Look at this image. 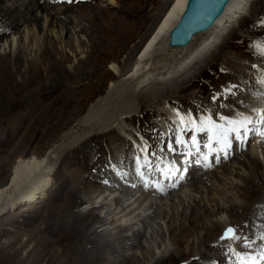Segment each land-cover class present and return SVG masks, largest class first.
<instances>
[{
    "label": "bare ground",
    "instance_id": "6f19581e",
    "mask_svg": "<svg viewBox=\"0 0 264 264\" xmlns=\"http://www.w3.org/2000/svg\"><path fill=\"white\" fill-rule=\"evenodd\" d=\"M13 1L11 4L9 2L5 4L4 0H0V142L9 135L13 137L14 134L11 132L13 133L17 126L32 123L35 119L33 111L39 107L52 105L63 109L68 106H81L80 103L76 104L73 101V97H78L81 90L73 91L70 87L76 83V79L87 76L86 70L90 66V61L88 57H82L77 66L72 68L66 66L70 61L66 48L69 49L73 45L70 34H76L77 41L79 38L85 40L83 35L80 36L85 27H81V20L71 16L73 12L84 7L94 11V24L96 30L102 34L103 40L96 47L98 55H93V64L100 71L104 68L100 58H111L115 49L124 47L123 42L127 38L123 22L118 24L115 20L114 22L112 19L108 20L106 10L98 5L97 0H73L72 3L64 0L63 7L56 12L55 19L61 17L62 21L59 31L53 32L54 40L48 39L38 56L29 62L20 49L15 56L11 54L19 42H26L29 39L30 35L28 37L26 35L30 31L37 36L58 24V20L50 22L46 10H43L48 9L50 12L54 9L50 4L56 0ZM109 1V5L114 6L115 1ZM187 2L188 0H170L165 13L134 48L122 67L112 64L104 71V75L112 72L119 80L116 83L112 82L106 95L91 105L83 124L92 131L98 129L96 137L112 135L111 152L116 166L113 167L111 176L98 181L99 188L107 187V190L98 188L93 196L87 194L83 199L77 200L76 204L95 199L98 201L89 210L79 212L74 219L79 223L80 219L82 220L79 234L75 233L73 220L68 217L77 198L74 193L70 192L59 207L58 211L64 218L58 217L51 223V230L56 234L51 249L60 246L62 256L70 255L73 264H87L89 262L87 254L90 252L97 253V257L92 260L98 264H149L155 257L156 261L152 264H200L199 259L203 260L202 264H237L226 257L227 251L212 252L209 249L211 244H208L210 239H217L214 248L223 247L226 242L221 241L220 237L224 230L229 226H240L241 219L247 222L248 227L243 228L247 233L254 230L259 236L264 231V227H260L264 226V150L258 148L251 147L248 155L244 151L234 157V160L221 165V176L213 170L210 172L194 170L192 180L183 182L178 190L172 193L165 186L160 187L159 193L151 185L148 190L145 186L137 189L141 176L136 174V159L133 162L135 165L131 166L129 160L131 155H138L144 148L146 149L144 160L140 163L148 160L149 153H155L152 157L154 163L158 157L157 145L164 142L176 147L177 134L182 136L185 129L190 127L186 124L181 126L182 117L171 104L173 97L179 95L177 98L180 107L187 105L188 101L191 102L188 106L190 118L200 113L214 115L217 111L232 115V110L220 107L223 97L221 101L215 103L212 102V97L229 84H240L242 90L236 96L229 97L227 103L235 105L239 113L252 115L253 118L256 117L253 109L257 110L262 106L264 0H231L211 29L196 35L187 47L170 48L168 45L170 32L179 22ZM256 6H262L263 11L257 13ZM108 9L111 10L112 7ZM249 13H254L256 18L250 19ZM133 17L135 16L131 13L123 14L125 20H131ZM30 22L34 28L27 34L25 30L22 31L23 35L15 40L14 35L19 34L14 32L17 26L21 23L28 25ZM70 24H74V27L70 28ZM242 30L246 36L239 33ZM76 46L78 48V45ZM204 57L206 59L203 63L196 64ZM223 57L225 61L216 70V79L212 85L210 84L207 95L202 96L199 90L185 95L186 89L212 64L218 66V60ZM17 76L26 77L27 86L36 87L27 97L20 96L21 84L14 83ZM41 81L43 85L38 87L37 84ZM119 96L120 102L123 97H127L128 103H114ZM240 100L244 103L240 104ZM156 113L159 128L155 131V138L151 140L156 146L151 148V143L145 144L143 139L138 138L139 135L137 138L131 136L128 121L132 125L136 121L135 117ZM240 117L242 116H237ZM55 118L52 116L40 120L50 123ZM89 138L90 135L84 138L77 137L70 142L71 137L66 134L62 144L50 149L45 157L19 159L7 184L0 188V215L7 213L10 217L15 212H22L38 204L47 196L53 181L51 167L56 155L70 147L84 146ZM129 146L130 151L127 150ZM145 175L156 176L155 169L150 166ZM237 180H240L242 186L234 184ZM91 181L96 180L86 177L82 183L87 184ZM81 189H87V186L83 185L79 191ZM100 208L104 209L102 216L97 224L90 226L88 214L93 209ZM234 211L236 215H233ZM58 220L66 223V233H63L64 231L63 234L57 233L54 230ZM165 229V234H170V242L164 236ZM143 237L148 243L145 250L141 247ZM172 242L178 245L174 251L169 249ZM135 246L141 248V259L138 253H131ZM230 249L241 251L238 245H233ZM257 250H260L259 244ZM210 257L213 259H209ZM177 260L180 262L176 263Z\"/></svg>",
    "mask_w": 264,
    "mask_h": 264
},
{
    "label": "rangeland",
    "instance_id": "374dc122",
    "mask_svg": "<svg viewBox=\"0 0 264 264\" xmlns=\"http://www.w3.org/2000/svg\"><path fill=\"white\" fill-rule=\"evenodd\" d=\"M114 1H115L114 6H111L109 5L110 2L109 0H97L98 5L106 10L107 13L106 15L108 17V20L109 19H112V21L115 20L118 24L123 22L124 27H126L125 34H127V38L123 42L124 47H121L118 50L115 49L114 52L112 53L111 58L109 59L106 57L100 58V62L103 61L101 63L104 65L102 71H100L96 67V65L93 64L94 63L93 55L95 56L98 55V48L96 47L98 44L101 43V40H103L101 36L102 34L96 30V26L94 24L95 21L94 20L95 17L93 14L94 11H92L90 8L84 7L73 12L74 14H71L72 17H75L76 19L78 18L77 20L82 21L81 27L84 26L85 29L80 33V36L83 35V38L85 40L82 41L79 38V40L77 41L78 39L77 35L76 34L73 35V33L70 34V36L72 37L71 40H73V45L69 49L68 47L66 48L67 54L69 53L68 56L70 58V61L66 64V66L68 68L77 66V63L81 61L82 57H88V61H90V66L86 70L87 76H85L84 78L76 79L75 80L76 83H74L70 87L71 90L73 91L81 90L78 97L77 96L73 97V101L76 104L80 103L81 106L80 107L68 106L63 109H59V107H52V105L39 107V109L37 108L36 110L33 111L35 115V119L32 123L21 124L17 126L16 129H14L15 131L13 133L11 132L12 135L14 134L13 137L9 135L7 137L8 140H6L7 138L6 139L4 138L5 140H2L0 142V188H1L7 184L11 176L12 169L19 159L30 158L33 156L37 158L45 157L50 149L62 144V141L66 134H69V137H71L70 142L77 139V137L84 138L88 135L91 136V138L85 141L86 143L84 146L70 147L68 148V150L61 151L59 154L56 155L51 167V172H53L52 173L53 181L51 183L49 190L47 191L48 192L47 196L44 197L38 204H36L33 207H28L22 212H15L10 217H8L7 213H3V215H0V264H60L61 261L62 264H70V263L73 264L72 262L73 258L70 255L65 254L62 256L61 253L62 251L60 246H56L53 250L51 249L52 242H54L56 239V234L51 230L52 227L51 223L58 217L64 218V216H62L61 213L58 211L60 210L59 207L64 203L65 197L70 192L74 193L75 195H77V198L73 203V210L71 211L70 216L68 215V217L73 220L72 225L75 230V233L79 234V232L81 231L82 220L80 219L81 222L79 223V221H75L74 219L78 216L79 212L82 211L85 212L89 210L98 201L97 199H95L93 201H89V202L82 201V203L76 204L77 200L83 199L87 194H91V196H93V193L96 190H98V188L100 187L98 181L101 178H107V176H111L112 171L114 169L113 167L116 166L114 165L113 162L114 160L113 152H111L112 141H113L111 140L112 135H106V136L100 135L96 137L97 133H99V130L97 129L92 131L89 127H85L83 123L84 121H86L88 117L91 105L95 103V101L98 98L106 95L108 88L112 82L116 83L119 80V77L113 74L112 72L109 75H104V71L108 70V68L112 64L116 65L117 67H122V65L130 57L129 55L132 53L134 48L138 46V44L150 31L152 26L156 23L158 18L164 13L170 0H114ZM7 2L11 4V2L14 1L4 0L5 4ZM43 2H41L40 5H42ZM64 2H65L64 0H56L55 2H52L50 5L53 6L54 9H51L52 11L50 10V12L48 9H43L46 10V12L45 11L44 12L47 14L46 16H48L50 22L58 20V24L55 25L54 27L53 26L49 27V29L42 32V34L40 35L36 34L37 36H35V33L33 31H30L34 28L31 22H30L31 24L29 23L28 25L27 23L26 24L21 23L20 25L17 26L14 32L16 33L19 32V34L14 35L15 40H17V38L23 35L22 31L24 30L26 31V34L30 31L26 35L27 37L30 35V37H28L29 39L26 42L25 41H23L22 43L19 42V44L15 46V49L13 50L11 56H15L17 51L20 49L25 54L26 59H28L29 62H32V60L38 56L39 52L47 44V40L48 39L54 40L53 32L59 31V25L60 22L62 21L61 17L55 19L56 12L59 8L63 7L62 4ZM108 7H112V9L109 10ZM262 8H263L262 6H256L255 11H257V13L262 12L263 11ZM126 13H131L135 17H133L131 20H125L123 19V14ZM249 17L250 19L256 18L254 13L253 14L249 13ZM72 27H74V24H70V28ZM239 33L242 36L247 35L244 30L240 31ZM74 38L76 39L74 40ZM76 45H78V48ZM76 48L77 51L79 50L78 52L76 51ZM237 52H239L238 49ZM70 53L73 54V56ZM205 57L198 60L196 64L203 63V61L206 59ZM84 60L85 58L82 59V61ZM224 61L225 58L223 57L218 60V66L215 63L212 64L207 69V71L204 74H202L193 85L189 86L186 89V91L184 92L185 95L192 94L197 90H199L202 93V96L207 95V92L209 91L210 88V84L211 83L213 84L214 80L216 79L215 76L216 70L219 69V66L223 65ZM223 70L225 71V69ZM45 80L48 82L46 78ZM17 82L21 84L20 96L22 98L27 97L29 93H31V91L36 88L35 85L27 86L28 83L26 77L17 76L16 78H14V83ZM40 85H43V81L37 84L38 87ZM178 96L179 95H177V97ZM177 97L176 96L173 97L174 99L172 100L171 104L173 105V108H176L178 114L182 117L183 124L181 126H184V124L190 126L188 124V121L190 120V115L188 114V109H189L188 106L191 105V102L188 101L187 105L184 104L182 107H180L179 100ZM120 98H121L120 96L117 97V100L114 103L116 102L117 104L128 103L127 97H123L121 102L119 100ZM221 100H220L221 102H224L223 98ZM52 116L56 117L53 122L47 123V122H42L40 120L41 118H49ZM135 118L136 121L132 123V125L128 121L129 124L128 126L131 129V136L137 138V136L139 135L138 138H141V140L143 139L142 141L145 142V144L149 145L151 143V140L155 138L154 134L156 129L159 128L158 114L157 113L155 115L146 114L143 117L140 118L135 117ZM166 128L170 129L167 126ZM186 132L187 131H185V133ZM185 133H182V136H184ZM205 133L206 132L203 131L200 132L199 137L202 138V136H204ZM166 145L167 144L162 142V144L157 145V147L158 148L162 147V149H164L167 148ZM150 146L152 148L153 146L156 145L151 143ZM130 148L131 146H129L127 150L130 151L131 150ZM249 150L247 149L244 150L247 155ZM244 151L240 152V154H242ZM164 152H166V150H164ZM165 154H167V152ZM247 155H245V157ZM136 156L137 154L135 156L133 154L131 155V157L129 155L130 157L129 160H131V166L135 165L133 164V162L135 161ZM181 156L182 155L174 156L173 162L178 163L177 160ZM231 160H234V158H232ZM220 167H218L219 169L216 168L213 170V172H215L218 176L222 175V171H220L221 170ZM193 171L189 172V176L186 179V181H190V179L192 180ZM237 171H239V173L242 174L240 170L237 169ZM159 176L160 175L149 176L150 178L148 179V181H150L149 185H151V187L154 188V185L152 183L153 182L157 183V181H159L158 180ZM86 177L94 178V180H96L97 182L91 181L90 183L87 184L82 183V180ZM235 177L237 178L238 176ZM120 178H117V180ZM146 180L147 178L142 176L140 179V184H139L140 186L138 185L137 189L145 188L144 182H146ZM235 182H236L234 183L235 185L239 184L240 186H242L240 180H237ZM83 185L84 187L87 186V189H81L79 191V188L82 187ZM99 190H107V187H105V189L104 187L99 188ZM176 190H171V193ZM134 191H136V188H134ZM151 194H154V192H151ZM103 211H104L103 208L93 209L88 214L87 220L90 221L89 222L90 226L97 224L98 220L103 214L102 213ZM234 212H232V214L234 213L233 215H236L237 214L236 211ZM225 218L227 219V214L225 215ZM56 223L57 224H55L54 230H56L57 233H62L63 231H64L63 233H66L65 231L67 230L66 223L62 221L59 222L56 221ZM244 225H247V222L245 219H241L240 226H238L237 228L240 230V232L242 231L243 233L244 232L247 233L245 229L243 230V228H245L243 227ZM242 232L241 234H243ZM165 233H166V229L164 232V236H166L169 241L170 234H165ZM213 240L214 239L211 238L208 244L209 245L211 244L209 249L214 253H218L221 251L226 252L227 249H230L231 246H233V244H231L229 241H224L226 242V244L223 247L214 248V246H216L217 244L216 243L217 239H215L214 241ZM141 242L143 243L141 247L142 248L144 247L143 248L144 250L147 249L148 243L145 242L144 237L142 238ZM177 248L178 245L176 243L174 242L170 243L169 249H171V251H174ZM140 249L141 248L139 246H135L133 247V250L131 252V253L134 252L138 253V255L140 256L139 259H141L142 257V255L140 254L142 251ZM214 249L216 250L213 251ZM257 252H259V250H257ZM96 257H97V253L95 252L88 253L87 258L89 259V262L87 264H98L97 262H93L92 260V258L95 259ZM209 259L212 260L213 257H210ZM155 261H156V257L149 264H152ZM224 261L226 262L225 259ZM178 262H180V260H177L176 263ZM198 262L202 264L203 260L199 259ZM218 264H222V263H218Z\"/></svg>",
    "mask_w": 264,
    "mask_h": 264
},
{
    "label": "snow or ice",
    "instance_id": "6c2138e0",
    "mask_svg": "<svg viewBox=\"0 0 264 264\" xmlns=\"http://www.w3.org/2000/svg\"><path fill=\"white\" fill-rule=\"evenodd\" d=\"M69 3H72L73 0H68ZM264 23V22H262ZM253 67H256L253 65ZM264 83V81H261ZM240 84H229L227 87H224L220 92L216 93L212 97V102L215 103L223 97L224 102L220 104L221 108H227L232 110V115H226L223 112L217 111L214 115L209 113H200L197 115H192L188 124L191 126L186 128L185 131H190L192 133L189 137V141L185 143H191L195 147L198 143L196 135L198 132L203 130V132H208L211 129L205 127L206 125H211L212 129L219 130L226 140H234L237 144L245 143L246 138L249 132L258 134L261 137H264V113H261L259 110L253 109V112L256 113V118H253L252 115H245L239 113L235 105L227 103L229 97L236 96L239 91H241ZM240 104H243L244 101L240 100ZM187 115V114H185ZM237 116H242V120H238ZM223 122V124H221ZM183 123V121H181ZM229 125H237L235 127L229 128ZM180 141H176V147L169 144L167 151L173 155L178 152V145ZM214 143L219 144V141H214ZM146 149L142 148L141 152L136 156V174L138 176H143L149 167L155 168V164L152 162V157L155 156V153H149V158L144 163H140L144 160V152ZM197 151H199L197 149ZM180 155L185 156L186 159L178 161L176 171L183 172L187 168L185 165H191L192 163L199 164L200 161H192L191 157L187 153H180ZM215 159L209 160L206 156L204 157V166L209 168L213 167L214 164L220 163L221 155L224 159H228L229 152L226 149H221L219 152L215 153ZM107 183V181H105ZM243 227L247 228L248 225ZM264 227V226H260ZM221 241H229L233 245H238L241 251H235V249H230L238 257L237 264H264V231H262L259 236L256 235L255 231L249 233L241 234L240 230L236 226H229L224 230L223 235L220 237ZM259 244V252H257V245Z\"/></svg>",
    "mask_w": 264,
    "mask_h": 264
},
{
    "label": "water",
    "instance_id": "95a60500",
    "mask_svg": "<svg viewBox=\"0 0 264 264\" xmlns=\"http://www.w3.org/2000/svg\"><path fill=\"white\" fill-rule=\"evenodd\" d=\"M230 2L231 0H188L179 22L170 32L169 47H187L196 35L214 26Z\"/></svg>",
    "mask_w": 264,
    "mask_h": 264
}]
</instances>
